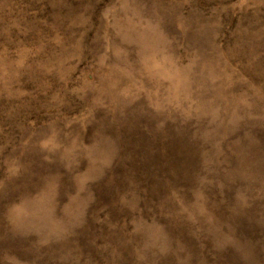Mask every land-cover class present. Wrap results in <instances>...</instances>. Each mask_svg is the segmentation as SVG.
I'll list each match as a JSON object with an SVG mask.
<instances>
[{
    "label": "rangeland",
    "instance_id": "374dc122",
    "mask_svg": "<svg viewBox=\"0 0 264 264\" xmlns=\"http://www.w3.org/2000/svg\"><path fill=\"white\" fill-rule=\"evenodd\" d=\"M0 264H264V0H0Z\"/></svg>",
    "mask_w": 264,
    "mask_h": 264
}]
</instances>
